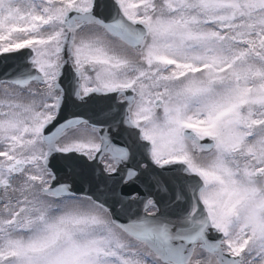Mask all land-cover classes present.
<instances>
[{"label":"snow or ice","instance_id":"6c2138e0","mask_svg":"<svg viewBox=\"0 0 264 264\" xmlns=\"http://www.w3.org/2000/svg\"><path fill=\"white\" fill-rule=\"evenodd\" d=\"M0 57V264H264V0H0Z\"/></svg>","mask_w":264,"mask_h":264}]
</instances>
